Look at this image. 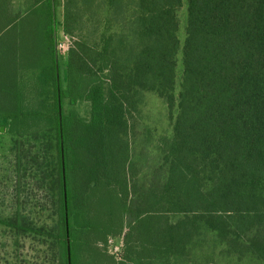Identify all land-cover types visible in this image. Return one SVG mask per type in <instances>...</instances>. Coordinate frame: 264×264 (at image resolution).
Listing matches in <instances>:
<instances>
[{"label":"trees","instance_id":"1","mask_svg":"<svg viewBox=\"0 0 264 264\" xmlns=\"http://www.w3.org/2000/svg\"><path fill=\"white\" fill-rule=\"evenodd\" d=\"M184 1L63 0L60 22L58 0H31L23 13L0 0V134L11 135L0 178L6 259L30 241L40 264H69L68 244L71 264H212L214 250L201 245L209 235L243 239L253 260L264 258V0H186L182 43ZM54 11L70 39L58 67ZM33 15L45 27L36 46L21 40V52L15 22ZM37 47L34 68L27 58ZM149 93L170 115L177 107L175 134L166 180L155 171L137 193L131 119ZM101 188L119 223L89 239L86 202ZM125 225L123 261L100 247Z\"/></svg>","mask_w":264,"mask_h":264},{"label":"rangeland","instance_id":"2","mask_svg":"<svg viewBox=\"0 0 264 264\" xmlns=\"http://www.w3.org/2000/svg\"><path fill=\"white\" fill-rule=\"evenodd\" d=\"M8 1V0H7ZM12 6L19 13H23V10H26L31 5V0H10ZM57 6V17L62 22L63 17V0H58ZM180 18V30L179 37L182 43H184L186 36V24H187V3L184 1L183 7L179 11ZM20 20V19H19ZM27 20V19H26ZM45 21L41 20V17L33 15L29 17L28 21L23 22L22 20L15 22V32L13 31V36L16 37L17 47L22 52V44L25 37L34 38V42L31 43L36 46V41L41 38L42 29L45 27L43 23ZM17 28V29H16ZM11 33H7L3 36L2 42L11 41L13 36ZM70 39L66 37L60 28L58 31V51L65 57L67 50L69 49ZM32 45V47H33ZM38 47L35 48V55L33 57L27 58L28 63L33 65L34 68L39 67L40 63L34 58L37 57ZM20 57V55L18 56ZM178 67H177V77H176V86L175 94L179 97L181 92V81L183 75V55L182 50L178 54ZM31 68V67H30ZM29 68V70H31ZM31 72V71H30ZM78 108L82 116H88V105L86 103H80ZM177 116V107L173 111V115H170L169 109L167 106L157 98L155 94H145L143 95L136 107V110L132 114V124L134 127L133 133V145H132V162L135 166L137 172V193L143 192L148 189L151 184L153 174L155 171L162 173V178L165 181L168 175V156L173 147V139L175 134V122ZM1 133L6 132V128L2 130ZM11 143V135L0 134V178L5 176L6 169L9 164H2V161L6 159L5 156L8 155L6 148L9 147ZM6 154V155H5ZM82 172V170H81ZM111 195L106 194L101 188L100 194L97 193V190L93 192L91 198L86 202L87 209L92 216V222L95 226L94 231L86 234V237L89 239L100 238L106 232L116 229L118 222V215H115L116 211L114 206L116 205V200L114 199L113 207L111 201ZM1 203V201H0ZM7 210V204L0 205V212H5ZM126 225L122 230L115 231L107 235L114 240V245L119 244L124 241V246L121 250V256L125 257L126 246H125V237L124 233L127 231ZM115 234V235H114ZM106 237V238H107ZM232 237H228V241ZM107 240V239H106ZM102 240L101 247L104 251V254H107V251L112 255V248L109 245V242ZM109 240V239H108ZM0 241L6 242V237L3 236V228L0 226ZM206 241V240H205ZM203 241V242H205ZM201 242L204 247H211L214 250L212 264H264V258L261 260H253L250 257V254L247 251V242L243 239H239L237 245L223 242L221 239L214 235L208 236L207 243ZM1 250V248H0ZM81 250L83 248L81 247ZM92 250L91 247L86 246L85 251L89 252ZM6 251L12 252V258L6 259L4 251H0V264H40V259L37 257V247L35 244H32L30 241L27 242L24 248L19 250L8 249ZM78 253V246H76V259ZM4 255V256H3ZM108 254L105 255L102 260L106 261L107 258L113 257ZM116 257V256H115ZM117 258V257H116ZM118 260H125L124 258ZM107 262V261H106ZM46 264H52L51 261H47ZM55 264V263H54ZM111 264H114L112 261Z\"/></svg>","mask_w":264,"mask_h":264},{"label":"built area","instance_id":"3","mask_svg":"<svg viewBox=\"0 0 264 264\" xmlns=\"http://www.w3.org/2000/svg\"><path fill=\"white\" fill-rule=\"evenodd\" d=\"M110 247L112 248L111 253L117 257V259H121V250L124 246V241L120 242L119 244L114 245V240L112 238H109L108 240Z\"/></svg>","mask_w":264,"mask_h":264},{"label":"water","instance_id":"4","mask_svg":"<svg viewBox=\"0 0 264 264\" xmlns=\"http://www.w3.org/2000/svg\"><path fill=\"white\" fill-rule=\"evenodd\" d=\"M54 38H55V47H56V57H57V67H58V62H59V51H58V29H57V23H56V16H55V11H54ZM2 130H4V126H2ZM67 198V195H66ZM69 232V229H68ZM69 246V264H71V259H70V244Z\"/></svg>","mask_w":264,"mask_h":264},{"label":"crops","instance_id":"5","mask_svg":"<svg viewBox=\"0 0 264 264\" xmlns=\"http://www.w3.org/2000/svg\"><path fill=\"white\" fill-rule=\"evenodd\" d=\"M127 264V263H126Z\"/></svg>","mask_w":264,"mask_h":264}]
</instances>
